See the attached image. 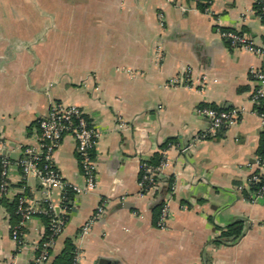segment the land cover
I'll return each mask as SVG.
<instances>
[{"label": "crops", "instance_id": "crops-1", "mask_svg": "<svg viewBox=\"0 0 264 264\" xmlns=\"http://www.w3.org/2000/svg\"><path fill=\"white\" fill-rule=\"evenodd\" d=\"M27 1L28 13L0 14L4 154L17 161L37 143L39 129L29 126L52 102L80 106L100 133L96 186L75 192L45 264H54L67 239L80 247L81 264H264V202L244 192L264 134L250 69L263 65L264 54L233 47L220 33L233 29L264 46L256 0H212L209 12L195 0H47L52 10L41 29L39 2ZM186 73L194 88L168 84ZM204 106L236 110L237 122L197 139L210 127L199 111ZM156 153L167 163L157 189L142 191L141 163ZM55 163L66 180L85 186L70 134ZM10 182V193L0 195V264H29L44 217L26 223L19 246L10 206L20 198L39 200L43 186L34 175L23 178L17 166ZM102 198L105 214L80 236ZM52 202L61 204L59 189ZM159 202L169 206L164 228L156 220ZM236 220L245 221L244 235L215 242Z\"/></svg>", "mask_w": 264, "mask_h": 264}, {"label": "built area", "instance_id": "built-area-1", "mask_svg": "<svg viewBox=\"0 0 264 264\" xmlns=\"http://www.w3.org/2000/svg\"><path fill=\"white\" fill-rule=\"evenodd\" d=\"M200 1L205 2L204 11H211L212 0H195L197 4ZM260 6L259 15L264 21V0H256ZM160 23L163 24L162 16L159 15ZM224 37L231 46L240 47L246 50L264 54V46H259L248 35L233 30L220 29ZM157 56L163 55L162 46L159 44L156 48ZM250 73L255 80V90L253 99L264 107V63L261 67H252ZM202 82H206L205 76ZM172 86H186L194 88L190 76L182 80L179 76H173L168 81ZM200 113L210 121L209 130L196 135L197 139L206 138L210 134L216 133L223 128L230 127L237 122L238 114L236 110L218 109L212 106H204L199 109ZM264 122V109L259 112ZM38 132V140L34 145L24 149V155L17 161H12L4 154V143L0 140L1 156V181L0 195L5 196L10 193L11 189V169L17 166L21 169L22 177L27 178L29 175L36 176L43 186L42 197L37 201H29L20 198L16 207V214L19 216V223L11 226V234L19 246L24 244V230L26 223L33 218L35 214H45L48 217L47 229L40 234L39 241L36 245V254L29 264H45L52 256V250L55 246L57 237L61 234L66 222L67 213L71 207L72 199L67 196L68 188L75 192L82 189H92L96 186V165L92 151L97 145L99 131L94 124L88 119L84 110L78 105H66L60 102H52L48 114L41 118ZM70 134L76 142V150L80 161L81 172L86 180L84 187L66 180L59 171L55 163V153L59 148L65 135ZM183 149V148H182ZM165 152V151H164ZM165 155V154H164ZM165 157L159 165L153 166L145 161L140 166L139 185L142 191H154L157 189L158 172L166 165ZM258 188L253 190L251 197L254 201L264 202V158L258 157L255 170L252 171L247 179L246 188ZM55 189L60 190L61 204L56 206L52 202V194ZM108 207V200L102 198L95 212L86 221L80 232V236L87 234L92 224L101 218ZM169 214L168 203L161 207L157 224L164 228L167 223ZM82 251L76 246L71 264H81Z\"/></svg>", "mask_w": 264, "mask_h": 264}, {"label": "trees", "instance_id": "trees-1", "mask_svg": "<svg viewBox=\"0 0 264 264\" xmlns=\"http://www.w3.org/2000/svg\"><path fill=\"white\" fill-rule=\"evenodd\" d=\"M258 6V11H260V6L257 4ZM199 7L204 10L205 7V2L204 1H200L199 2ZM40 121L41 119L34 121L30 126L29 129H31L32 125H35L38 127V129L40 128ZM93 156H94V150L92 151ZM258 154L260 157L264 158V134H263V138H262V142L260 145V148L258 150ZM162 155L156 153L154 154L152 157H150L149 159H147L145 162L147 164H151L153 166H157L160 164V162L162 161ZM1 170H2V166H1V156H0V181H1ZM258 188V184L255 185L254 187H250V188H245L244 192L245 194L249 197H251V193L253 190H256ZM75 194V191H73L71 188H68L67 190V196L69 199H73V196ZM162 203H158L156 206V220H158L159 215H160V208H161ZM16 206L17 204L13 202V204H11L10 206V210L11 212L14 214V210H15V214L13 215V225L18 224L19 223V216L16 214ZM44 217V222H45V228L47 229V225H48V217L45 214H41ZM24 230V228H23ZM245 232V221L244 220H236L232 223H229L228 225L224 226L221 228V233L219 235V237L215 240V242H221V243H234L236 241H238ZM76 248L75 243L71 240V239H67L64 245L63 250L61 251V253L55 258L54 264H71L72 258H73V253L74 250Z\"/></svg>", "mask_w": 264, "mask_h": 264}, {"label": "rangeland", "instance_id": "rangeland-1", "mask_svg": "<svg viewBox=\"0 0 264 264\" xmlns=\"http://www.w3.org/2000/svg\"><path fill=\"white\" fill-rule=\"evenodd\" d=\"M14 2H16L14 4H7V5H10V6H3V5H0V14H3V15H10V16H15L16 14H21V13H25V12H29L30 11V8H31V5L30 4H26V0H12ZM28 3L31 2V0H28L27 1ZM37 2H39L38 4V10H37V13L39 14V18H40V21H39V29L43 28L44 25H45V21L42 20V18L46 17V13L48 12H51L52 10V6H50L48 3H47V0H37ZM23 4V5H21ZM14 5V6H12ZM59 7V11H62V7L63 6H58ZM34 13V11H33ZM18 22H16L17 24ZM25 23V22H23Z\"/></svg>", "mask_w": 264, "mask_h": 264}]
</instances>
